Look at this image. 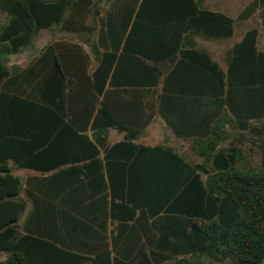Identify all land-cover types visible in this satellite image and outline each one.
Returning a JSON list of instances; mask_svg holds the SVG:
<instances>
[{"label": "trees", "instance_id": "obj_1", "mask_svg": "<svg viewBox=\"0 0 264 264\" xmlns=\"http://www.w3.org/2000/svg\"><path fill=\"white\" fill-rule=\"evenodd\" d=\"M205 1L0 0L8 20L0 25V264H263L264 122L250 121L264 120V51L258 31H248L224 72L197 50L195 34L235 32L234 20ZM85 9L93 39L81 100L66 85L78 61L60 45L40 50L18 77L29 89L2 86L14 56L36 48L43 31L78 32ZM55 71L57 85L48 79ZM208 79L236 120L217 114L210 137L196 142L200 164L161 147L131 152L135 89L159 101L161 84L166 92ZM231 88L247 97L245 109L229 101ZM67 103L72 122L63 124L62 113L51 123ZM109 129L126 140L108 148ZM243 143L258 149V168L239 166ZM15 168L37 175L24 182ZM165 218L169 234L153 235Z\"/></svg>", "mask_w": 264, "mask_h": 264}, {"label": "crops", "instance_id": "obj_2", "mask_svg": "<svg viewBox=\"0 0 264 264\" xmlns=\"http://www.w3.org/2000/svg\"><path fill=\"white\" fill-rule=\"evenodd\" d=\"M230 6L231 0H206L204 4L206 10L213 13H222L232 18L228 15ZM83 13V19L81 17L79 18L80 28L78 32L68 30L66 27L43 31L40 33L35 43L36 48L25 51V53L21 55L14 56L10 64L13 68V73L2 86L11 87L12 91H15L17 87L28 88L27 86L29 83L27 81H18V77H20L22 72L33 66L36 57L39 58L43 55L39 53L40 50L60 45V48L64 50V52L67 50L69 51L62 54L68 61H78V64H76L78 70L72 71L73 75L67 77L66 85L67 91L72 92L75 96L78 95V99L81 100L82 94L85 93L86 79H88L90 74V71L86 67V56L90 54L89 45L93 39L89 35L88 30L89 26L92 25V18L89 16L86 9ZM7 21L6 16L0 14V25ZM233 37L211 38L201 34H195L191 37L190 41L197 45V50L206 52L214 62L218 63L220 69L226 72L231 58L232 48L234 45L240 43L244 36L231 47L225 48V41ZM187 48L186 46L185 49ZM24 54L27 55L28 62L26 66L23 67L19 63V58L24 56ZM82 59L83 65L81 63ZM95 65H97V63H95ZM52 68V64H50L49 69H51V71ZM210 73H214L213 70H211ZM48 77L50 83H54V85L58 84L59 78L57 77L56 71L50 72ZM135 90L141 93V97L130 104L132 123L131 133L128 135L131 137V144L137 146V148L131 147V152H150L148 150L145 151L143 148L161 147L172 150V152L177 153L183 157L186 162L192 165L200 164V161L194 162L187 159L181 152H192L198 157L196 152H199V147L196 142L199 140H206L210 137L212 127L216 122L217 114L222 117L225 113L229 112L230 117L236 120L232 113H230L228 105L222 102L227 97L226 93L223 95H216L217 89L213 80L209 81L208 79L205 83L203 82L200 85L196 84L190 87L176 84L170 86L166 92H164L163 85L161 84L159 88L161 95L159 101L147 93L146 90L148 89L146 88H137ZM241 91L240 88L238 90L231 88L229 101L234 107L245 109L248 104V99L244 94H241ZM80 106H82V103H79V108ZM62 113L66 114L64 118H61L62 123L70 124L73 118L68 103L63 107L62 112L59 110L57 111L56 115H58V117L51 119L50 122L61 123L60 115H62ZM253 122H255V120L250 121V123ZM79 124L84 125V121L82 122L80 119ZM53 138L54 136L51 139ZM125 140V133H120L115 129H109L108 148ZM106 151H104L103 154ZM17 170L24 173L25 176L23 177L14 171L24 182L28 177L37 175L36 171L29 169ZM203 179L205 180L206 177H203ZM30 212L31 203L28 202V208L23 215L22 221L27 218ZM169 221V218L163 219L162 223H164V225H159V230L152 229V234L157 237L165 234L168 235L170 231ZM150 222H152V220ZM114 224L117 223L111 225V233L109 235H115L117 232ZM109 249H111V247H109Z\"/></svg>", "mask_w": 264, "mask_h": 264}, {"label": "rangeland", "instance_id": "obj_3", "mask_svg": "<svg viewBox=\"0 0 264 264\" xmlns=\"http://www.w3.org/2000/svg\"><path fill=\"white\" fill-rule=\"evenodd\" d=\"M108 5L104 2L101 4L100 8L104 12ZM252 9V12L247 18L241 19V15L245 10ZM228 15L231 16L235 21V34L234 37L228 41H225L224 46L231 47L235 42L241 39L248 31L257 30L258 31V41L257 47L260 51H264V0H231L230 10ZM27 55L24 54L19 58V63L24 67L27 64ZM263 121H255L252 124H259ZM243 150V160L240 162L239 166L242 169H253L258 168L260 165L259 152L258 149L249 143H243L240 145ZM183 156L187 157L194 162H199L198 158L192 152H181ZM15 173L25 176L23 172L18 171L15 168ZM205 178V176H203ZM2 259L4 256L1 257Z\"/></svg>", "mask_w": 264, "mask_h": 264}, {"label": "water", "instance_id": "obj_4", "mask_svg": "<svg viewBox=\"0 0 264 264\" xmlns=\"http://www.w3.org/2000/svg\"><path fill=\"white\" fill-rule=\"evenodd\" d=\"M263 264H264V261H263Z\"/></svg>", "mask_w": 264, "mask_h": 264}]
</instances>
